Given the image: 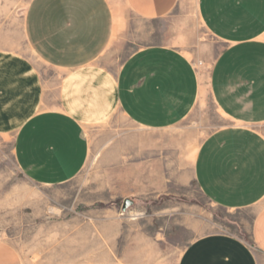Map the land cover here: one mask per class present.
<instances>
[{
  "label": "crops",
  "instance_id": "1",
  "mask_svg": "<svg viewBox=\"0 0 264 264\" xmlns=\"http://www.w3.org/2000/svg\"><path fill=\"white\" fill-rule=\"evenodd\" d=\"M196 1L200 20L225 45L209 79L174 44L141 48L117 70L105 64L130 18L181 15L187 0H0V135L14 138L15 160L31 182L78 177L91 154L88 130L119 112L131 128L102 162L116 168L108 176L124 181L132 205L168 196L176 210L189 175L216 206L252 214L250 241L212 232L173 263L158 233L145 228L150 218L134 212L106 222L103 213L97 227L112 228L114 256L106 251L103 263L97 237L98 255L82 264H264V0ZM208 88L230 124L191 158L190 134L176 128ZM0 264H23L4 239Z\"/></svg>",
  "mask_w": 264,
  "mask_h": 264
},
{
  "label": "rangeland",
  "instance_id": "2",
  "mask_svg": "<svg viewBox=\"0 0 264 264\" xmlns=\"http://www.w3.org/2000/svg\"><path fill=\"white\" fill-rule=\"evenodd\" d=\"M181 10V15L156 22L130 18L132 25L123 39L106 52V66L117 70L141 48L167 43L185 52L209 79L212 63L225 45L200 20L196 0H187ZM182 25L186 30L180 32L178 28ZM229 124L230 120L220 113L208 88L202 101L176 129L180 134H190L188 153L192 158L210 133ZM129 128V122L119 112L110 120L95 124L88 130L91 154L81 174L64 185L55 186L31 182L15 160L14 138L0 135V239L20 252L23 264H82L83 256L87 260L89 254L98 255L99 251H103L104 263V253L114 256V247L110 241L112 228L97 227L103 213L106 222L130 218L134 212L150 218L145 228L158 233L172 261L195 238L212 232H228L250 241L248 224L252 214L216 206L189 175L182 178L176 210L169 207L171 197L164 196L142 203L136 200L124 211L125 183L114 175L110 178L108 172L116 168L110 170L102 161L107 159L108 150H115L114 143L121 144L122 132ZM118 151L123 153L121 145ZM174 211L178 213L176 218L170 215ZM97 237L102 240L99 251L92 243Z\"/></svg>",
  "mask_w": 264,
  "mask_h": 264
},
{
  "label": "water",
  "instance_id": "3",
  "mask_svg": "<svg viewBox=\"0 0 264 264\" xmlns=\"http://www.w3.org/2000/svg\"><path fill=\"white\" fill-rule=\"evenodd\" d=\"M133 204V200L126 199L123 205V210L126 211L128 208H130V206Z\"/></svg>",
  "mask_w": 264,
  "mask_h": 264
}]
</instances>
